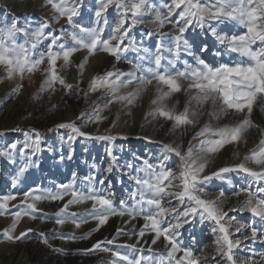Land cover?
Wrapping results in <instances>:
<instances>
[{"label":"snow or ice","instance_id":"snow-or-ice-1","mask_svg":"<svg viewBox=\"0 0 264 264\" xmlns=\"http://www.w3.org/2000/svg\"><path fill=\"white\" fill-rule=\"evenodd\" d=\"M52 9L58 14L54 17L59 23L61 18L66 17L67 24L71 30L61 28L60 34H54L55 30L46 32L50 27L47 21L41 23L36 29H31L28 24L18 27L13 18L9 26L0 27V66H3L8 79L19 77L23 80L25 74L29 76L36 71H41L45 75V80L41 85L40 91L49 88L54 89L58 82L64 87L68 94L76 89L77 95L79 82L76 85L66 83L57 71V61L63 60V67L67 68L71 64L72 57L81 50H86L87 55L79 63L78 69L82 75L89 57L98 52L107 53L114 57L116 61L126 59L125 53L129 51L141 53L138 55L137 62L131 64V70L123 72L118 69L107 71L101 76L94 77L88 85V91L84 92L87 99L89 92L104 90V95L109 97L104 107L98 105L93 108L92 113L87 117L86 123H100L106 117L101 115L104 108L113 103H120L123 107L131 109L141 100L147 92L149 86L154 85L155 95L150 101V110L146 113L145 119L151 116L153 119L163 118L172 122L171 131L178 129L187 130L188 127H195L199 119L204 115L205 105H210L207 115L211 120L219 121L228 116L240 115L243 118L235 124L218 123L213 125L210 121L206 122L198 132L188 142L186 150H182V143H162V158L159 164L143 161V166L134 168L132 164H127L129 169L125 175L134 183V188L128 192L125 199L115 203L114 193L106 189H97L94 184L104 185L108 176L97 180L93 175L85 179L88 181L83 190L76 187L77 174L72 173V180L69 183H62L57 186V191L41 190L33 188L23 194L21 203L25 207L11 213L13 222L10 228L4 229L0 235L9 242H16L27 236L28 229L21 232L18 236L13 235L18 222L22 217L37 219V204L41 201L64 202L62 207L54 213L55 224L64 226L71 223L75 228H80L82 224L89 220L97 222L93 231H99L111 216H125L131 219L142 217L145 221L139 230V237H144L145 232L154 233L151 244L155 245L158 240L163 238L165 241V253L158 255L145 256L144 249L137 244H125L118 247L127 248L128 252L113 251L108 247H102L105 243L112 245L116 237L105 241H97L91 249L83 250L85 254L93 250L111 253L110 264H201L202 256L195 255L192 246H184L180 239V229L185 224H190L196 217L201 224L205 221L214 222L211 231L216 235L215 254L226 260L227 264H249V261L240 259L234 253V249L242 243L241 239H233L230 231L234 216H229V212L247 211L254 218L252 225L239 224L235 232H241L246 227L251 228V236H242V239H252L256 241L258 231L264 236V227L258 229L255 225H264V138L259 144L244 156L243 161L232 166L220 167L216 171L204 174L205 169L211 163V158L218 154L221 149L229 144H238L242 141L244 134L251 128L258 127L251 119L253 107L260 106V111L264 112V0H172L170 5H165L168 9L166 14L157 9L151 0H99V7L95 11V26H86L84 22H77L74 17L79 15L78 6H70L68 0H46ZM75 5V0H74ZM110 6H115L118 10L119 19L112 28L107 38L103 34L108 20L104 16ZM177 9H181L178 18L173 22L169 18ZM154 14L151 23L155 24L154 30L144 34L146 38H151L157 33L159 40L155 44L153 51L149 47H138L134 37L129 36L132 27L145 23V16ZM103 20V24H101ZM130 20L129 26L125 24ZM172 23V33L162 32L167 24ZM224 26V27H221ZM231 27L236 29L242 27L241 34H231L224 28ZM189 28H199L201 32L207 30L213 37L224 45L227 53H235L238 59L233 63H221L218 66L206 63L200 55L193 51V45L185 37ZM218 29H220L218 31ZM18 34H23V42H18ZM70 38L71 44L67 39ZM127 39V44L125 40ZM169 39L170 43H163ZM43 40H50L45 51H38L37 45ZM115 42V43H114ZM200 53L208 51V45L203 44ZM167 53V55L165 54ZM182 54L192 57L193 63L187 60L181 61ZM220 55L219 52L215 53ZM47 65L41 68L42 65ZM147 61L145 67L143 62ZM178 62L183 63V68H178ZM133 84L136 87L130 91H122L130 88ZM23 84H17L14 91L19 92ZM184 92L188 96L182 111L176 110V105L171 107L168 101L174 94ZM178 103V101H177ZM131 115V112H128ZM85 113H81V119ZM118 119V117H117ZM113 127L116 122L113 121ZM69 129L67 141L71 146L78 137L87 140H98L113 142L117 139L127 140L126 135H98L93 136L83 131L76 121L61 122L56 124L49 131ZM12 131H21L20 128ZM34 137L25 133L26 141L23 147L19 148L22 166L19 167L13 185L19 182L21 176L31 167L38 166L32 157L37 156L41 151V134L32 130ZM141 137H138V139ZM142 139L151 141L150 137ZM196 141V143H193ZM10 151H0V156L6 157L9 161L15 162L14 153L17 151V144L9 145ZM26 150H31L27 154ZM74 149L70 147L67 159H72ZM108 155L112 157L104 172L111 174L115 168L119 167L116 157L112 154V148L106 149ZM171 154L179 158L177 168L174 170L167 166L171 159ZM135 155V154H134ZM238 157V153H234ZM63 161L65 157L60 156ZM249 163L255 167L247 166ZM133 170L136 174H133ZM231 172H242L247 175L248 187L240 189L234 193L236 196L244 194L246 199L238 206L224 210V203L227 197L224 190H220L215 198H206L209 193L206 190L209 182L213 178L224 180L223 174ZM143 173V175H140ZM109 184L111 181H108ZM231 184V180L227 181ZM253 185L255 187L253 188ZM65 197H69L65 201ZM14 195H4L0 197V215H4L9 210V202L15 200ZM178 202L177 207L171 206V202ZM131 201V204H129ZM90 204V208L83 212L70 211L72 206ZM180 206L183 210H180ZM13 207H18L13 205ZM171 217L170 220L166 219ZM258 218V219H257ZM166 224V226H165ZM121 230L117 229V236ZM89 234H85L79 239H88ZM43 243L49 245L44 233ZM76 240L73 234L57 233L53 239ZM195 238L193 237V241ZM261 242H264L262 240ZM139 243V242H137ZM54 252L61 253L63 249L53 248ZM148 252H153L149 247ZM182 253V255H178ZM217 264H220L218 261ZM250 264H257L252 260ZM264 264V259L260 261Z\"/></svg>","mask_w":264,"mask_h":264},{"label":"rangeland","instance_id":"rangeland-1","mask_svg":"<svg viewBox=\"0 0 264 264\" xmlns=\"http://www.w3.org/2000/svg\"><path fill=\"white\" fill-rule=\"evenodd\" d=\"M0 1V11L11 13L14 17L16 15L15 20L18 27H23L25 24H28L31 29H36L41 23L47 21L50 27L45 29L46 32L55 30L54 34L59 35L62 27L69 31L71 30V27L67 24L66 17L61 18L59 23L55 21L54 17L58 14L52 9L51 5L46 3V0ZM151 2L157 9L166 14L168 9L165 5H170L172 0H151ZM68 3L70 6H78L79 8V15L74 17V20L77 22L82 21L86 26H95V11L99 7V0H75V5L74 0H68ZM117 11L115 6H110L107 12L104 13V16L109 22L108 26L105 27L103 34L104 38L108 37L119 19ZM180 11L181 9H177L169 19L174 22L178 18V13ZM153 18L154 14L145 16L143 18L145 23L132 27L129 36L135 38L138 47H149L154 51L155 44L159 40V34L157 33L151 38H146L144 36L146 32L155 29L156 25L151 23ZM8 24L9 21H0V27L9 26ZM101 24H103V20H101ZM129 24L130 20L125 24V27L127 28ZM172 28V23H169L161 29V31L171 34ZM219 30L220 29H218V31ZM224 30L228 32L229 35L234 33L241 34L244 31L242 27L231 29L230 26L224 28ZM185 37L188 38L189 43L193 45V51L197 55H200L201 58L210 65L218 66L221 63H233L238 59L237 54L227 53L224 45L219 44L216 38L207 30L201 32L199 28H189L185 33ZM24 39L27 38L23 37V34H18V42H23ZM65 39H67L68 44L72 43L70 38ZM48 43H50V40H43L37 45V50L45 51ZM124 43L127 44V39ZM163 43L168 45L170 40L165 39ZM205 43L208 45V51L200 53L199 49ZM217 52H219L220 55H216L215 53ZM102 53L103 52H98L92 57ZM165 54L167 55V53ZM86 55V50L75 53L72 57L71 64L67 68L63 67L62 59L57 61V71L59 75L65 79L66 83H69L71 77L78 73V65L84 60ZM138 55H143V52L138 54L129 51L124 54L126 59L116 61L114 57L106 54L104 61L97 69L101 74L97 76H101L107 71H112L114 68L123 72L130 71L131 64L128 63V61L136 63ZM92 57H89V59ZM184 60L193 63L192 57L182 54L181 61ZM143 64L145 67L148 66L147 61H144ZM46 65L47 61H45V65H42L41 68H44ZM176 66L178 68H183V63L178 62ZM44 80L45 75L41 71H36L30 76L26 73L23 80H20L19 77L8 79L4 67L0 66V151H10L9 145L12 143L17 144V151L14 153L15 162H11L6 157L0 156V197L4 195L16 196L15 200L9 202L8 212L4 215H0V233H2L4 229L11 227L13 222L11 213L25 207V205L21 203L25 192L33 188L55 192L59 184L69 183L72 180L73 172L77 174L76 187L81 190L87 186L88 181L85 178L89 175L95 176L97 180L107 175L108 180L105 181L104 185L95 183L94 186L97 189L103 188L114 193L115 203L118 207L119 200L125 199L128 192L134 188V183L125 175V173L129 171L126 167L127 164H132L134 168L142 167L144 160H148L149 163L159 164L162 158V143H164L166 138L169 139L172 135H177L178 140L174 143H182V150H186L188 142L192 140L196 132H198L206 122L210 121V117L207 115L210 111V105H205L203 109L204 115L200 117L199 123L195 127H188L187 130L178 129L173 132L171 131L172 122L166 121L163 118L153 119L151 116H148L147 119H145L146 113L150 110V101L155 95L153 85L149 86L143 98L138 100L136 105L131 109L123 107L120 103H113L109 107L104 108L101 112V115L106 117L102 122L86 123L87 117L92 113L93 108L97 105L103 108L104 104L109 99L107 96L97 99L92 98L95 93L103 90L89 92L86 99L84 92L88 91L89 84L85 87L79 86V89H81L79 95H77L76 89L69 95L67 90L57 82L54 89L49 88L41 92L40 89ZM17 84H23V87L18 93L14 91ZM134 87H136L135 84L122 91H130ZM102 94H104V92ZM187 100L188 96L182 91L174 94L168 101V105L171 107L175 104L176 110L182 111ZM129 111L131 115H128ZM82 112L85 113V116L81 119H77ZM242 118L243 117L240 115H230L218 122L215 120H211L210 122L213 125L218 123L222 126L224 124H235ZM251 119L258 127L251 128L245 133L240 143L226 145L223 149L230 145L233 146L232 152L228 156L221 157V154L224 152L223 149H221L215 157L211 158V163L205 169L204 174L216 171L220 167L241 163L243 159L238 160L234 153H238L239 156L240 149L242 150L252 143L257 142L253 147L254 149L259 144V141L264 138V112L260 111L259 104L253 107ZM68 121H76L79 126H82L83 131L93 136L120 134L128 136V139H117L113 142H106L87 140L78 137L70 146L67 141L68 135L70 134L69 129L49 131V129L54 128L56 124ZM113 121L116 122L115 127L112 126ZM15 128H20L21 131H12V129ZM33 129L38 131L42 137V151L37 156L32 157L33 161L37 162L38 166L29 168L28 171L20 177L19 182L13 185V179L16 177L19 167L22 166L19 148L23 147L27 139L25 133H29L34 137V133L32 132ZM138 137L141 138L138 139ZM142 137H150L152 142L142 139ZM193 143H196V141H193ZM70 147L74 149V151L72 159L69 160L67 159V155ZM109 147L112 148V154L117 158L116 162L119 165L111 174L104 172V169L107 168L112 160V157H110L106 151ZM26 153L30 155L31 150H26ZM61 155L65 157L63 161L60 159ZM178 164L179 158L171 154V159L167 162V166L179 171L177 168ZM247 166L255 167V165L251 163ZM133 174H136L134 170ZM140 175H143V173H140ZM223 175L225 177L224 180L213 178V180L209 182L206 189L209 195L206 198H215L220 190H224L225 196L227 197L224 203V210L227 211L229 208L240 205L246 199L244 194L236 196L234 193L240 191L242 188L248 187V180L250 178L242 172H231ZM228 180H231L232 183L229 184L227 182ZM108 181H111V183L109 184ZM254 187L255 185H253V188ZM68 198L69 197H65V201ZM63 203L64 202H53L48 200L38 202L37 207L41 211L36 213L37 219L33 220L27 216L22 217L17 224V232L13 233V235L18 236L21 232L26 231L22 228L26 227L25 229L27 230L32 229L31 232L27 233L25 238L13 243L3 239L2 235H0L1 248H9L10 250L17 249L19 251V257L18 260H16L17 262L19 261L18 263H7V257L9 255L6 254L1 259L0 264H110V260L112 259L110 252L105 253L93 250L85 254L83 250L91 249L97 241H105L113 237H116L114 244L108 245L105 243L102 247H108L113 251L118 250L126 253L128 252L127 248L118 246L137 244L138 247H142L145 250L143 253L145 256L158 255L159 253L166 254L167 249L165 248V241L163 238L158 240L155 245H152L151 240L154 238V233L146 230L145 236L142 238L139 237V230L145 223L142 217H137L133 220L127 215L111 216L118 220L109 231L104 230L106 224L101 226L99 231H93L97 226V222L94 220H89L88 223L82 224L78 229L71 223H66L62 227L58 226L55 224L54 213L62 207ZM129 204H131V201H129ZM177 204L178 202L175 200L171 202V206L173 207H177ZM13 205L18 207H13ZM88 208H90V204L72 206L70 211L83 212L84 209ZM180 210H183L182 206H180ZM229 216H234L236 218L230 229L233 233L232 238L234 240L241 239L242 236H251L250 227L241 229V232H235V228L238 227L239 224L252 225L254 218L250 213L247 211L243 213L229 212ZM166 219L170 220L171 217H167ZM21 226L23 227L21 228ZM28 226H31V228ZM214 226V222L212 221H205L201 224L199 218L196 217L190 224H185L184 227L179 230L183 245L192 246L195 255L200 256L203 254L201 264H217L218 261L220 264H227V261H222L219 255H216L215 259H213L215 254L216 235L212 233L211 228ZM255 226L258 229L264 227V225L260 223H257ZM117 229L121 230L119 236H117ZM40 233H44L51 247L42 242L43 237L40 236ZM57 233H63L65 235L73 234L78 238L74 241L58 238L53 239V236ZM89 233L88 239H79V237ZM106 233L109 235L107 236ZM193 237L195 238L194 241ZM247 240L248 242L242 243L239 247L234 249L235 255L240 259L249 261V264L252 260L260 264V261L264 259V242H261L264 240V236H261L258 231V238L256 241L252 239ZM149 247L153 249V252L150 253L147 251ZM53 248L63 249V252H54ZM31 253L42 256L41 262L29 260ZM177 255L179 257L182 253ZM5 261L6 263H4ZM154 264H156V262H154ZM163 264H169V262L164 261Z\"/></svg>","mask_w":264,"mask_h":264},{"label":"bare ground","instance_id":"bare-ground-1","mask_svg":"<svg viewBox=\"0 0 264 264\" xmlns=\"http://www.w3.org/2000/svg\"><path fill=\"white\" fill-rule=\"evenodd\" d=\"M1 2V1H0ZM4 2V1H3ZM8 3V2H7ZM9 6V5H8ZM11 9V8H10ZM7 11V10H6ZM11 11V10H10ZM8 12V11H7ZM31 15V14H30ZM15 17H16V15H15ZM14 16H13V14H11V13H5V12H3V11H0V21L1 20H3V21H9V24L8 25H10L12 22H13V18H15ZM26 17V16H25ZM33 17V16H32ZM12 21V22H11ZM107 53H102V54H100V55H98V56H95V57H92V58H90L89 60H88V63H87V65L85 66V69L83 70V73H82V75H81V73H80V71L78 70V73L77 74H75V75H73L72 77H71V80L69 81V83L70 84H77L78 82H79V86L81 85V87H85V86H87L88 84H89V82L91 81V79H93L94 77H96L97 75H99V74H101V72L99 73L98 71H97V69L99 68V66L101 65V63L104 61V59H105V55H106ZM113 65V64H112ZM1 88V87H0ZM3 88V87H2ZM104 92V90L103 91H101V92H97V93H95L93 96H92V98L93 99H97V98H101V97H104L105 95L104 94H102ZM6 93H7V91H6ZM6 93H5V95H6ZM2 94H3V92H2ZM104 100V99H103ZM155 129V128H154ZM152 131V130H151ZM151 137V136H150ZM178 140V136L177 135H172V137H170L169 139L168 138H166L165 140H164V143H173V142H175V141H177ZM257 142H254V143H252L251 145H249V146H247V147H245L244 149H240V154H239V158L238 157H236L238 160H242L243 158H244V156L245 155H247L250 151H251V149H253V147H254V145L256 144ZM232 149H233V146L232 145H230V146H228V147H226L225 149H223V153L221 154V157H225V156H228L229 154H231V152H232ZM235 152V151H234ZM213 157H215V156H213ZM236 160V159H235ZM118 219L117 218H115V217H111L109 220H108V222L106 223V226L104 227V230H107V231H109V230H111L112 229V227H113V225L115 224V222L117 221ZM23 226H21V228H22ZM28 227H30L31 228V226H28ZM26 228V227H25ZM25 228H22L23 230H27V229H25ZM21 229V230H22ZM17 230V229H16ZM15 230V232H17ZM19 231V230H18ZM107 234V233H106ZM109 234H107V236H108ZM249 237V236H248ZM241 240H242V243H246V242H248V240H244V239H242L241 238ZM241 243V244H242ZM33 251V250H32ZM31 252V251H30ZM9 255L7 258H8V262L7 263H11V262H17L16 260H18V257H19V251L17 250V249H12V250H10L9 248H1L0 247V261H1V259L3 258V256H5V255ZM22 258V257H21ZM27 259V258H26ZM29 260H35V262L36 261H40L41 262V260H42V256H39V255H37V254H35V253H31L30 254V256H29ZM19 262V261H18ZM17 262V263H18ZM53 262V261H52ZM51 262V263H52ZM4 263H6V261L4 262ZM16 263V264H17Z\"/></svg>","mask_w":264,"mask_h":264}]
</instances>
